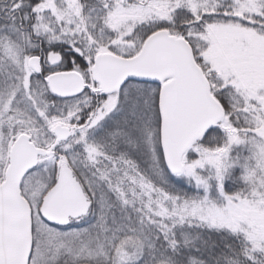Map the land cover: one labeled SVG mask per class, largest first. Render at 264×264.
<instances>
[{"label":"snow or ice","instance_id":"obj_1","mask_svg":"<svg viewBox=\"0 0 264 264\" xmlns=\"http://www.w3.org/2000/svg\"><path fill=\"white\" fill-rule=\"evenodd\" d=\"M0 264H264V0H0Z\"/></svg>","mask_w":264,"mask_h":264}]
</instances>
